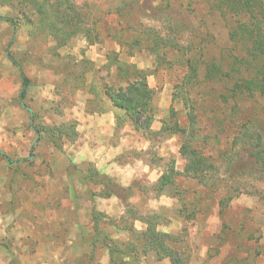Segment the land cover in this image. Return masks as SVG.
I'll use <instances>...</instances> for the list:
<instances>
[{"label":"rangeland","instance_id":"rangeland-1","mask_svg":"<svg viewBox=\"0 0 264 264\" xmlns=\"http://www.w3.org/2000/svg\"><path fill=\"white\" fill-rule=\"evenodd\" d=\"M223 1L0 0V17L16 23L15 29L0 21V53L12 42L10 51L31 80L26 106L35 117L20 107L21 78L13 65L19 86L10 101L0 97V127H11L0 130V150L18 162L10 166L0 155V264H115L97 230L136 244L140 264L144 256L154 264V254L137 239L135 220L165 227L179 214L203 230L201 240L185 248L191 264H264V55L242 32L251 16L225 14ZM257 3V13L264 11V0ZM90 46L103 54L98 62L86 59ZM116 60L145 71L150 128L137 129L106 95V85L124 84ZM82 78L95 96L90 109L113 110L120 130H168L186 168L193 155L202 160L198 170L179 174L156 141L147 156L133 152L166 160L172 182L166 187L160 179L156 190L178 197L179 212L140 215L148 199L140 200V209L139 200L126 197L131 190L102 174L90 178L93 165L75 160L69 148L76 122L68 104ZM101 182L122 196L120 212L98 210ZM140 186L145 196L155 190ZM192 233L184 229L179 243ZM200 242L210 246L207 255Z\"/></svg>","mask_w":264,"mask_h":264},{"label":"crops","instance_id":"crops-1","mask_svg":"<svg viewBox=\"0 0 264 264\" xmlns=\"http://www.w3.org/2000/svg\"><path fill=\"white\" fill-rule=\"evenodd\" d=\"M102 50L104 53L106 52V48ZM85 57L93 62H98L99 59L103 57V54H101V52L98 53L96 49H93V47L90 46V50L85 53ZM81 80L83 81H81L82 84L74 89V98L71 100L70 104H68L69 115L76 122L75 130L77 136L73 143L70 144L69 148V151L72 153L73 157H75V160L79 163H91L100 174L112 178L113 181L121 187L131 190L129 191L131 193L130 196L128 194L125 195L126 197H129V199L133 198L139 200L138 205L140 204V200L145 198L148 199L149 201L144 205V210L139 212L140 215H156L161 213L162 210H165L170 214L179 212L180 201L178 197L173 194H168L167 191H162L161 187L159 190H156L162 176L165 175V173L167 174L165 165L166 160L163 164H159L152 159L146 157H134L133 155L134 152L147 156L146 152L151 149L153 144L155 145L156 141L159 149L161 148L162 151L167 154L170 153L169 155L173 156V159L176 161V171L179 172V174L184 173L186 160L181 151V147L177 142V136L173 133L170 134V131L168 130H147L146 133L140 130H132L130 128H127V130H120L117 126V119L113 110L110 109L98 112L96 109L94 111L90 109V102L92 99H95L94 94L90 91L91 86L89 83L91 82L88 80L86 81V78H82ZM15 81H18V79L13 72V63L7 56L6 51L5 53L1 52V98H7L9 101L12 99L16 88L19 86H15L17 84L14 83ZM21 87L22 81L20 82V90ZM20 104L22 109L29 111L26 105L25 107L22 105L21 101ZM13 108L16 111L18 110L16 106ZM19 111V113L23 112L21 110ZM9 112L12 113L11 104H9V108L7 106V114ZM7 118H9L8 124H10L12 121L10 119L11 116H7ZM155 125L156 124L153 125V128ZM10 128L5 126L0 127V130H11ZM8 154H11V152ZM123 155L127 156L125 161L121 159ZM143 182L155 187V190L152 191L150 197L147 196V194L145 196V189L143 186H140ZM169 185H166V187ZM104 187V185H100L98 188L99 191L102 192ZM96 199L101 201L99 203V208L97 207L98 210L107 215H114L115 213H118V211L120 212L125 206L122 202L123 198L118 192H111L110 196H102L99 194ZM138 223H141L143 226L138 227ZM135 224L134 227L138 231H143L147 228V225L143 223L142 219L135 220ZM186 228L193 231L191 236L187 237L186 240L181 243L171 244L174 247L183 249L193 247V243H197L198 239L200 241L203 234V230H199L197 227L192 226L187 217L181 214L170 216L167 220V226L157 227V230L178 236ZM122 232H126V230L122 229ZM201 244H203V248L205 247V255H207L210 246L207 243ZM144 259H147V256L143 257V264L145 263ZM152 259L156 261L154 264H172L168 258L162 261L158 260L155 254Z\"/></svg>","mask_w":264,"mask_h":264},{"label":"trees","instance_id":"trees-1","mask_svg":"<svg viewBox=\"0 0 264 264\" xmlns=\"http://www.w3.org/2000/svg\"><path fill=\"white\" fill-rule=\"evenodd\" d=\"M226 5V6H224ZM257 0H224L221 5L219 4V9L226 13H232V15H240L244 13L245 15L251 16L248 26H244L242 32L248 34L252 44L253 50L259 54L264 55V11L260 10L257 13ZM0 21H6L10 23L16 29V23L11 17H0ZM250 25V26H249ZM76 34V32H75ZM233 35H241L240 31H236ZM71 37V35H70ZM70 38L66 39L67 41ZM10 42L9 46L6 48V54L13 63L15 67L18 68L21 76L22 87L20 90V101L26 105V99L28 90L31 87V80L26 75L23 66L18 62L12 55L10 51ZM66 42L63 43L65 45ZM117 62L118 75L124 81L119 87L113 85H106L105 93L110 98L111 103L123 111V114L131 121L135 123L137 129L141 128H150L153 116L148 115V110L150 109V101L152 99V90L150 89L148 82L146 80L147 76L145 71L139 70L135 64H130L127 61ZM139 76V77H136ZM96 100H91V104ZM149 108V109H148ZM98 112L105 111L103 107L96 109ZM94 111V109H93ZM145 115V117H144ZM32 121L34 120V115H31ZM118 122V119H117ZM34 129V128H33ZM38 133V132H37ZM76 133V132H74ZM77 135V134H76ZM51 140L58 149H61L60 144L57 142V139L53 136H50ZM0 155L3 159L10 165L13 166L18 161L12 160L7 154L3 151H0ZM202 163L201 159L195 158V155L192 156L191 164L186 168V172H190L193 169L200 167ZM194 166L192 167V165ZM92 171L90 170V178H93L94 175H100V173L93 167ZM176 172V170H175ZM178 173V172H177ZM107 177V176H106ZM108 178V177H107ZM109 179V178H108ZM172 182V174H165L161 178V183L165 186ZM104 185L103 182L100 183ZM109 185V183H108ZM105 186V185H104ZM108 186L104 187L103 191L100 194L102 196H110L111 191H108ZM143 220L147 224L146 230H143L138 233L137 239L142 241L143 251L152 252L157 256V259L162 261L166 258L170 259L172 264H191V255L187 249H180L174 247L171 244H178L180 242L178 236H174L168 233L161 232L157 230L156 223ZM96 240H101L104 247L110 252L111 260L115 264H140V261L137 259L139 255L137 249L138 246L132 242L129 243H118L113 241L108 235L99 233L97 230ZM123 247H126L125 250ZM134 254V258H130V255Z\"/></svg>","mask_w":264,"mask_h":264},{"label":"water","instance_id":"water-1","mask_svg":"<svg viewBox=\"0 0 264 264\" xmlns=\"http://www.w3.org/2000/svg\"><path fill=\"white\" fill-rule=\"evenodd\" d=\"M22 105L25 107V104L24 103H22ZM28 110L31 112V114L33 115V113H32V109H30V108H28Z\"/></svg>","mask_w":264,"mask_h":264}]
</instances>
